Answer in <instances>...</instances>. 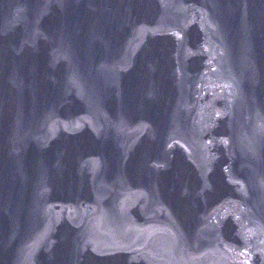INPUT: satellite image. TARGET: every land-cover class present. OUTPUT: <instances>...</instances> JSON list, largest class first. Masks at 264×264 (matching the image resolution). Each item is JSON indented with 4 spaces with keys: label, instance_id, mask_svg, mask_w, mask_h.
Returning a JSON list of instances; mask_svg holds the SVG:
<instances>
[{
    "label": "water",
    "instance_id": "water-1",
    "mask_svg": "<svg viewBox=\"0 0 264 264\" xmlns=\"http://www.w3.org/2000/svg\"><path fill=\"white\" fill-rule=\"evenodd\" d=\"M232 161L264 264V0H201Z\"/></svg>",
    "mask_w": 264,
    "mask_h": 264
}]
</instances>
